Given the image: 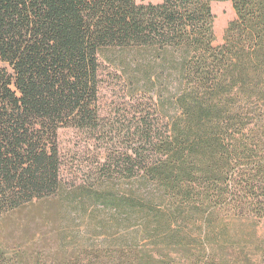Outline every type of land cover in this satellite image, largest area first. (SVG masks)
<instances>
[{"label": "trees", "instance_id": "1", "mask_svg": "<svg viewBox=\"0 0 264 264\" xmlns=\"http://www.w3.org/2000/svg\"><path fill=\"white\" fill-rule=\"evenodd\" d=\"M214 1L236 14L221 44ZM111 47L151 49L177 76L174 115L152 98L101 115ZM61 128L112 140L105 176L143 173L162 193L149 243L69 238L63 209L80 196L58 193ZM90 196L97 212L123 205ZM22 211L40 225L0 243V264H223L233 221L264 219V0H0V219Z\"/></svg>", "mask_w": 264, "mask_h": 264}, {"label": "rangeland", "instance_id": "2", "mask_svg": "<svg viewBox=\"0 0 264 264\" xmlns=\"http://www.w3.org/2000/svg\"><path fill=\"white\" fill-rule=\"evenodd\" d=\"M137 1L160 3L163 0ZM212 9L216 44H221L225 30L236 14L230 1H214ZM101 61L103 117L108 118L118 109L130 115L127 113L131 112L129 108L133 103L149 107L151 98L164 120L177 112L175 97L181 88L180 81L177 76L163 71L151 49L111 47L101 53ZM58 133L63 158L62 185L58 193L64 199L80 196L75 204L80 211L63 209V227L69 238L82 243L89 239L98 244L149 243L147 237L153 236L152 231H157L166 222L168 208L162 193L143 173L132 179L105 176V170H100L101 163L113 145L112 140L105 139V143H100L74 128H61ZM128 143L129 140L122 138L118 146L123 148ZM97 194L115 197L123 205H118L117 209L105 207L102 212H97V205L90 196ZM149 210L162 215L161 220H157L156 215L148 217ZM23 214L24 211L14 212L0 219V243H14L23 229L40 225L38 221L25 222ZM226 237L231 239L232 246L225 252L223 264H264V219L234 220Z\"/></svg>", "mask_w": 264, "mask_h": 264}]
</instances>
